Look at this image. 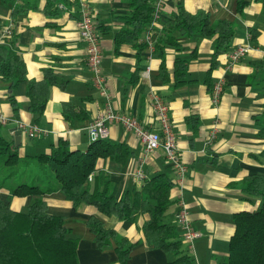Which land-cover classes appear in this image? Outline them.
<instances>
[{
    "label": "crops",
    "instance_id": "0c3cea01",
    "mask_svg": "<svg viewBox=\"0 0 264 264\" xmlns=\"http://www.w3.org/2000/svg\"><path fill=\"white\" fill-rule=\"evenodd\" d=\"M73 3V0L65 4L58 2L53 13L47 14L42 9L43 0L36 7H29L27 0H16L15 4L0 2L3 24L10 23L12 28V36L2 41L0 38V42L12 40L25 66V79L12 88L0 79V115L6 118L1 123V132L12 139L17 120L46 129V133L32 137L20 132L18 155L26 162H36L35 155L48 152L58 139H65L70 148L84 150L90 141L86 125L101 110L103 96L93 85L85 64V46L77 34L78 11ZM177 3L189 12L207 11L211 20L231 21L233 33L229 44L216 55L210 68L214 35L179 34L174 36V43L160 40L154 45L161 36L162 18L169 16ZM88 4L95 25L100 23L96 27L101 45L99 66L112 107L154 126L152 108L146 99L149 91H156L167 103L175 145L186 168L181 179L175 181L173 167L161 147L140 157L142 144L138 138L119 124L109 123L105 138L124 143L129 153L123 163L109 157L97 158L87 185L92 187L97 180L107 181L109 192L114 196L126 188L139 187L142 180L129 174L135 159H139L137 164L146 177L165 173L171 181V203L163 212V221L175 227L182 241L181 248L191 256L193 264H223L234 229V213L253 210L259 205L258 196L241 189V180L248 174L264 173V157L260 154L264 149V134L259 133L264 93L257 83L263 72L253 77L250 63L264 55L260 2L246 0L236 10L235 0H164L153 27L156 34L151 50L146 45L139 48L125 42L113 43V33L125 24L121 15L129 11L127 1L88 0ZM249 27L257 29L254 38L248 32ZM143 34L139 40H143ZM244 42L252 48L226 67L228 53ZM176 56L186 58V80L175 85L172 68ZM160 67L164 68V78L160 76ZM45 70L51 73L53 81L48 84L42 111L36 114L29 108L25 88L29 80L43 79ZM206 77L211 82L222 79L216 103L211 102ZM63 104H71L74 110L80 111L65 118L61 113ZM211 127H215L214 136L206 141ZM33 197H8V189L0 186V198H8L14 210L24 211ZM41 197L46 210L62 215L69 233L77 237L78 264H120L112 243L100 249L95 247L92 234L85 226V219L91 214L99 215L106 226L134 243L125 264L166 263L168 255L162 249L145 245L141 225L148 218L147 212L122 220L100 214L92 204L75 206L58 190ZM178 197L185 204L191 226L199 232L190 243L182 239V229L174 219Z\"/></svg>",
    "mask_w": 264,
    "mask_h": 264
},
{
    "label": "trees",
    "instance_id": "16d2710c",
    "mask_svg": "<svg viewBox=\"0 0 264 264\" xmlns=\"http://www.w3.org/2000/svg\"><path fill=\"white\" fill-rule=\"evenodd\" d=\"M38 1L27 0V3L29 7H36ZM125 1L129 11L121 15L125 24L113 33V43L118 45L125 42L141 48L146 42L138 37L148 29L154 0ZM258 1L264 23V0ZM0 2L15 4L16 0ZM58 2L65 4L68 0H43V11L53 13ZM73 2V5H77L76 0ZM235 3L236 10H240L246 0H235ZM12 9L14 12L15 7ZM161 23V36L154 41L155 46L160 40L174 43V36L179 34L214 35L209 68L214 65L216 55L226 49L233 33L230 20H211L207 11L198 9L189 12L180 3L169 16L162 18ZM99 24L95 26L98 28ZM2 25L0 17V28ZM248 32L254 38L257 29L249 27ZM152 34H156L155 30ZM250 63L253 77L257 72H263V77H259L257 83L264 93V55ZM185 65L186 58H174L172 76L175 85L186 80ZM159 72L164 78L163 67H160ZM206 78L210 87L211 81ZM0 79L6 81L9 88L25 79V66L12 40L0 42ZM52 81L51 73L45 70L43 79L27 82L25 94L32 112L39 114L42 111L47 87ZM8 98L13 103L11 94ZM79 111L74 110L71 104H63L61 113L63 117L71 118ZM260 115L262 125L259 133L264 134V101ZM17 148L18 145L11 138L2 134L0 123V186L8 189V197L34 195L24 211L10 208L8 198H0V264H78L77 237L69 233L62 215L46 210L41 197L55 190L60 191L75 206L80 203L92 204L100 214L117 219L129 220L136 213L147 212L148 218L141 225L146 247L162 249L168 255L165 264H193L191 256L181 248L182 241L175 227L162 219L164 210L171 203V181L165 173H154L143 179L139 187L126 188L118 196L109 192L107 181L97 180L96 185H87V175L93 171L97 158L109 157L123 163L129 153L124 143L111 142L105 137L94 138L90 139L84 150H80L70 148L65 139H58L48 152L35 155L38 159L36 162L44 164L40 168L33 165L34 161L21 159ZM260 154L264 157V149ZM241 189L258 196L259 205L253 210L234 213V229L228 239L223 264H264V173L246 175L241 180ZM85 226L92 234L95 247L100 249L112 243L117 261L125 264L133 242L106 226L97 214L87 216Z\"/></svg>",
    "mask_w": 264,
    "mask_h": 264
},
{
    "label": "built area",
    "instance_id": "2783aa9c",
    "mask_svg": "<svg viewBox=\"0 0 264 264\" xmlns=\"http://www.w3.org/2000/svg\"><path fill=\"white\" fill-rule=\"evenodd\" d=\"M78 16L76 18V29L78 37L84 42L85 46V64L91 73V81L97 88L98 92L103 96L101 110L93 115L86 125V132L89 139L102 138L107 136V124L117 123L123 129L132 132L142 144L141 155L153 151L157 147H161L164 157L171 163L176 177L175 181H179L185 171V163L181 160L177 151L174 134L168 115V106L163 98L156 91H149L147 94V103L152 108V116L154 118V126L141 122L137 117L115 110L110 102V95L106 90L105 78L100 72L101 45L95 22L91 14L88 0H76ZM164 0H154L152 9V19L149 22L148 29L144 31L143 40L146 46L152 49L153 27L156 25L157 18ZM60 5V4H59ZM12 36V28L10 23L3 24L0 28L1 41L4 38ZM252 48L248 42L237 44L228 53L226 67L237 61L242 55ZM222 90V79L217 78L211 82L209 87V96L212 103H216ZM6 118L0 115V123H4ZM15 127L29 137L46 133V129L37 124H27L21 120H17ZM215 133V127H211L206 135V141H211ZM139 159H135L134 166L129 174L136 180L146 178L145 172L137 164ZM91 174L87 175L89 179ZM176 223L182 229V239L190 243L192 238L197 236L199 232L191 226L185 204L180 197L177 199V207L173 213Z\"/></svg>",
    "mask_w": 264,
    "mask_h": 264
},
{
    "label": "water",
    "instance_id": "95a60500",
    "mask_svg": "<svg viewBox=\"0 0 264 264\" xmlns=\"http://www.w3.org/2000/svg\"><path fill=\"white\" fill-rule=\"evenodd\" d=\"M12 132H13V137H12L13 143L15 145H18L20 142V130L18 128H13Z\"/></svg>",
    "mask_w": 264,
    "mask_h": 264
},
{
    "label": "rangeland",
    "instance_id": "374dc122",
    "mask_svg": "<svg viewBox=\"0 0 264 264\" xmlns=\"http://www.w3.org/2000/svg\"><path fill=\"white\" fill-rule=\"evenodd\" d=\"M0 164H2V157H0ZM33 165L36 167V168H40V165H43L44 164L42 162H34ZM3 167V166H2Z\"/></svg>",
    "mask_w": 264,
    "mask_h": 264
}]
</instances>
